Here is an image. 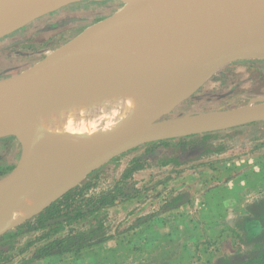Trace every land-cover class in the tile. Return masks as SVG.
Segmentation results:
<instances>
[{"label":"rangeland","instance_id":"374dc122","mask_svg":"<svg viewBox=\"0 0 264 264\" xmlns=\"http://www.w3.org/2000/svg\"><path fill=\"white\" fill-rule=\"evenodd\" d=\"M126 4L124 0L72 3L51 9L12 29L0 38V80L35 65L84 30L120 11ZM196 91L164 117L264 102V62H232L207 75L204 84ZM199 105L203 108H198ZM93 122L100 125L102 118L93 116ZM8 136H0V165L4 168L16 166L22 150L21 143ZM178 142L163 146L146 145L124 153L83 174L76 185L68 189L91 182L92 186L86 192L88 196H98L117 184L141 190L137 197L120 201L102 211L97 215L98 219H104L105 228L113 237L135 240L132 242L136 244L134 250L143 243L145 246V236L153 240L163 237L180 240L184 247L181 245L179 250L184 259L172 260L170 264L200 261L204 252L211 264H217L219 259L227 256L233 259L251 257L257 250L256 241L249 240L245 226L252 219L253 212L248 210L250 206L257 201L260 205L264 203V121L215 131L206 138L197 134L187 138L184 145ZM202 147L214 149L186 164H164L161 161L163 158L197 154ZM130 168L133 172L127 175ZM68 189L31 213L28 220H34ZM181 194L189 196L190 201L174 210L161 212L166 202ZM157 212L160 213L148 217ZM97 216L78 222L75 227L88 228L90 223L97 221ZM19 232L13 238L15 245L10 251L16 256L5 264H103L108 255L103 256L99 245H94L95 248L79 254L68 253L29 262L38 245L27 248V244L40 236L42 230L24 229ZM24 248L27 250L20 252ZM194 248L196 257H188ZM121 250V255L128 253L126 248ZM135 254L141 252L130 255V258ZM170 254L167 252L152 261L163 263L169 260ZM121 258L117 257V261ZM144 261L148 262L145 258L140 262L137 260L139 263Z\"/></svg>","mask_w":264,"mask_h":264},{"label":"water","instance_id":"95a60500","mask_svg":"<svg viewBox=\"0 0 264 264\" xmlns=\"http://www.w3.org/2000/svg\"><path fill=\"white\" fill-rule=\"evenodd\" d=\"M82 1L87 0H0V38L11 31L5 30L9 28L5 20L11 12H27L28 22L51 9ZM124 1L127 4L120 11L84 30L35 65L0 80V123L4 115L10 128L0 136H15L22 146L16 166L0 179V237L29 219L27 213L18 216L21 204L45 180L60 173L80 178L143 144L264 121V102L163 118L181 101L144 125L105 132L93 140L55 134L40 141L31 122L33 102L46 99L53 83L76 71L98 68L105 57L151 76H174L178 88L232 62L264 60V0H230L216 7L211 17L195 8L189 20L179 19L171 27L179 26L186 33L194 19H199V34L208 35L209 39L170 45H157L137 37L126 40L120 32L137 11L154 1L166 0Z\"/></svg>","mask_w":264,"mask_h":264},{"label":"bare ground","instance_id":"6f19581e","mask_svg":"<svg viewBox=\"0 0 264 264\" xmlns=\"http://www.w3.org/2000/svg\"><path fill=\"white\" fill-rule=\"evenodd\" d=\"M228 2L230 0L154 1L137 11L121 26L120 32L126 40L137 37L157 45L204 42L209 36L199 34L202 27L199 19H194L192 27L186 33L179 26L171 25L176 24L179 19L189 20L195 8L211 17L215 14L216 7ZM28 19L27 12H11L5 20V25L9 26L5 30L19 27ZM175 78L151 76L105 57L98 68L91 67L85 72L76 71L53 83L46 99L33 102V130L40 141L55 134H69L73 139L89 141L105 132L137 124L144 125L149 119L171 111L179 102L189 98L204 84L206 74L192 78L191 82L181 88L174 83ZM93 116H100L102 123L94 124ZM1 117L4 120L1 119L0 133H5L10 128L5 116ZM76 182L78 177L67 173L45 180L21 204L18 216L24 215L23 213L30 215L39 210L65 189L76 185Z\"/></svg>","mask_w":264,"mask_h":264},{"label":"trees","instance_id":"16d2710c","mask_svg":"<svg viewBox=\"0 0 264 264\" xmlns=\"http://www.w3.org/2000/svg\"><path fill=\"white\" fill-rule=\"evenodd\" d=\"M246 61H254L257 63L264 62L262 59H250ZM200 91L201 90L196 91L193 95L199 93ZM186 101L187 100H184L182 103H185ZM201 107V105L198 106V108ZM163 118H167V116ZM212 133H205L202 135L206 138ZM196 135L151 142L143 144L139 147L146 145L163 146L176 140L179 141L178 144L184 145V141L187 138L194 137ZM139 147L129 151L136 150ZM213 149L214 148L211 149L202 147L200 148V152L197 154L191 156L185 155L182 157L177 156L172 158H163L161 161H163L164 164L172 162H175L176 165L186 164L199 159L201 156L208 154ZM218 150H220V148H218ZM14 167L15 166H7V168H4L0 165V178L9 173ZM132 172L133 168L128 169L127 175H131ZM91 186V182H84L68 190L64 195L36 215L34 220H28L24 224H20L15 227L12 231L10 230L11 232H7L1 236L0 264H5L14 259L16 254L10 253L15 245L13 238L20 233L19 231H23L24 229L29 231L42 230L40 236H37L34 240L27 244V248H30L35 244L38 245L35 248L33 255L29 258V262H36L43 258L62 256L68 253L79 254L93 245L100 244L110 239L111 235L108 234L107 229L105 228L104 219H98L97 215L102 211L115 206L120 201H128L137 197L139 193H141V190L135 188L134 186H128L127 184L126 186L117 184L113 189L103 192L98 196H88L86 195V192ZM189 201V196L184 194L175 196L164 204L161 212L175 209L186 202L188 203ZM252 210V219L249 220L245 226V232L248 234V238L250 237L249 240L256 241L255 245L257 250L251 257L246 259H233V257L231 258L229 256L222 257L218 260L217 264H264V243L262 242L264 241V203H262L259 208H252ZM159 213L160 212H157L149 215L148 217H153ZM96 216L97 221L90 223L91 225L88 228L75 227L76 223L83 222ZM140 221L138 222L140 223ZM25 249L26 248L21 249L20 252H23Z\"/></svg>","mask_w":264,"mask_h":264},{"label":"crops","instance_id":"0c3cea01","mask_svg":"<svg viewBox=\"0 0 264 264\" xmlns=\"http://www.w3.org/2000/svg\"><path fill=\"white\" fill-rule=\"evenodd\" d=\"M8 137H14L15 139H17L15 136H11V135H9ZM19 143H20V141H19ZM260 206L261 205L257 201L255 203H253L248 210L250 212H252V208H257V207L259 208ZM131 229H133V228H131ZM109 234H110V232H109ZM133 241H135V240H132V241L126 240L123 236L122 237H118V236L113 237L111 235L110 239H108L107 241L102 242L100 244H96L95 246L99 245L98 248L101 249L102 252H104L103 256L106 253H108L105 260L103 261V264H155V261H152V260L154 258H156L157 256L165 255L167 252L171 253L170 254L171 256H169V260L165 261L163 263H160V264H170L172 262V260L180 261V260L184 259L183 257H181L182 255H181L180 250H179L181 245L184 247L183 244H180V240H174V239H171L169 237H167V238L163 237L160 240H157V239L153 240L152 238H148L145 236V239L143 240L145 242V246L143 243V244H141L140 247L138 246L135 250H134V248H135L134 245H136V244H133L132 243ZM95 246L93 245L90 248L93 249V248H95ZM121 247L126 248L128 250V253L126 255H121L122 254V250H121L122 248ZM90 248H87V249H90ZM139 252H141V254H135L133 258H130V255H133L134 253H139ZM195 252H196V250L194 248L188 257H190V258L196 257ZM204 254H205V252L202 254L203 258L200 261L197 259L195 261H192L190 264H211L212 262L208 263V260ZM142 255H144V256L141 257ZM117 257H122L119 262L117 261L118 260ZM144 258L148 262L144 261L143 263H139L140 261L144 260ZM137 260H139V262H137ZM113 261H114V263H112ZM135 262H137V263H135ZM183 264H186V262L185 263L183 262Z\"/></svg>","mask_w":264,"mask_h":264}]
</instances>
